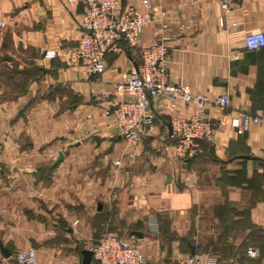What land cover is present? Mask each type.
I'll use <instances>...</instances> for the list:
<instances>
[{
	"label": "crops",
	"instance_id": "0c3cea01",
	"mask_svg": "<svg viewBox=\"0 0 264 264\" xmlns=\"http://www.w3.org/2000/svg\"><path fill=\"white\" fill-rule=\"evenodd\" d=\"M152 11L138 47L106 55L97 77L41 61V50L76 45L80 4L0 0V244L11 254L0 252V264L26 249L37 264H83L82 251L106 233H136L150 264H178L191 248L216 264H264V128L237 135L228 118L264 110V48L243 46L245 34L264 33V0H237L222 24L215 0H152ZM159 21L169 26V81L230 100L225 112L206 109L219 129L188 162L172 156L168 125L191 118L193 105L156 98L155 134L133 145L98 100L136 67Z\"/></svg>",
	"mask_w": 264,
	"mask_h": 264
},
{
	"label": "built area",
	"instance_id": "2783aa9c",
	"mask_svg": "<svg viewBox=\"0 0 264 264\" xmlns=\"http://www.w3.org/2000/svg\"><path fill=\"white\" fill-rule=\"evenodd\" d=\"M222 12L223 20H231V12L237 0H215ZM82 6L78 24L81 36L73 47L61 46L58 49L41 50L43 63L60 59L66 67L82 68L87 76H101L105 71V57L119 54L125 49L137 48L144 28L152 22V0H138V4L122 6L119 0H68ZM189 22H192L191 20ZM5 26L0 22V28ZM235 23L228 25L234 28ZM185 28L180 24V29ZM170 41L169 26L164 21L158 27L148 44L140 49V61L128 73L123 74L114 84V91H103L98 100L106 105L102 115L109 121L123 140L137 145L155 134V113L152 102L165 96L174 108L178 101L191 104L196 112L191 118L173 117L170 119L172 135V156L181 162H188L203 155L201 142L215 139L219 122L206 114L213 107L225 112L230 100L227 94L209 98L194 94L183 85L168 79L167 44ZM245 50L259 51L264 48V33L252 32L243 36ZM91 116H87L90 119ZM235 134L243 135L252 126L264 128V110L259 114L239 112L228 117ZM81 135L88 136L87 130ZM2 141L0 140V150ZM119 164V162H116ZM78 221L71 222L74 230ZM87 250L96 264H150L141 253L135 235L128 237L106 233L92 242ZM252 256L251 250L247 251ZM16 264H37V254L33 249L20 250L15 254ZM178 264H216L209 255L194 254L181 258Z\"/></svg>",
	"mask_w": 264,
	"mask_h": 264
},
{
	"label": "water",
	"instance_id": "95a60500",
	"mask_svg": "<svg viewBox=\"0 0 264 264\" xmlns=\"http://www.w3.org/2000/svg\"><path fill=\"white\" fill-rule=\"evenodd\" d=\"M5 60H10V58L8 57H5L4 58ZM168 130H169V136L172 135V130H171V125L169 124L168 125ZM62 154L59 155V158H58V161H60L62 159ZM133 235H137L136 233H134ZM0 252L1 254L5 257V258H8L10 257V252H8L5 248H3V246L0 244ZM191 255H194V248H191ZM91 258H92V255H91V252L88 251V250H83L82 251V260H83V264H90L91 262Z\"/></svg>",
	"mask_w": 264,
	"mask_h": 264
},
{
	"label": "trees",
	"instance_id": "16d2710c",
	"mask_svg": "<svg viewBox=\"0 0 264 264\" xmlns=\"http://www.w3.org/2000/svg\"><path fill=\"white\" fill-rule=\"evenodd\" d=\"M191 161V160H190ZM98 240V239H97ZM96 241V240H95Z\"/></svg>",
	"mask_w": 264,
	"mask_h": 264
}]
</instances>
